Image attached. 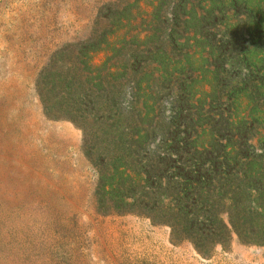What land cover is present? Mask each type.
<instances>
[{
  "label": "rangeland",
  "instance_id": "374dc122",
  "mask_svg": "<svg viewBox=\"0 0 264 264\" xmlns=\"http://www.w3.org/2000/svg\"><path fill=\"white\" fill-rule=\"evenodd\" d=\"M0 264H264V0H0Z\"/></svg>",
  "mask_w": 264,
  "mask_h": 264
},
{
  "label": "trees",
  "instance_id": "16d2710c",
  "mask_svg": "<svg viewBox=\"0 0 264 264\" xmlns=\"http://www.w3.org/2000/svg\"><path fill=\"white\" fill-rule=\"evenodd\" d=\"M230 232V231H229Z\"/></svg>",
  "mask_w": 264,
  "mask_h": 264
}]
</instances>
